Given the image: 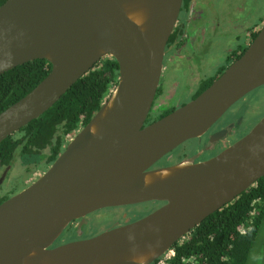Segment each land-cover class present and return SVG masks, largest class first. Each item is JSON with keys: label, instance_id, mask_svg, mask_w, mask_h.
<instances>
[{"label": "water", "instance_id": "1", "mask_svg": "<svg viewBox=\"0 0 264 264\" xmlns=\"http://www.w3.org/2000/svg\"><path fill=\"white\" fill-rule=\"evenodd\" d=\"M183 0H6L0 74L46 59L48 76L0 113V144L49 110L102 58L120 77L102 107L33 183L0 204V264H151L264 177V117L212 159L155 167L264 86V27L197 98L144 126ZM151 201L144 218L51 247L74 219Z\"/></svg>", "mask_w": 264, "mask_h": 264}, {"label": "trees", "instance_id": "2", "mask_svg": "<svg viewBox=\"0 0 264 264\" xmlns=\"http://www.w3.org/2000/svg\"><path fill=\"white\" fill-rule=\"evenodd\" d=\"M5 2L0 0V5ZM51 69L52 64L40 58L0 74V113L32 91ZM119 77L118 61L102 58L49 110L0 144V170L7 174L18 160L29 172L48 168L100 110ZM15 193H0V204ZM263 222L264 177L178 241L166 264H247Z\"/></svg>", "mask_w": 264, "mask_h": 264}, {"label": "flooded vegetation", "instance_id": "3", "mask_svg": "<svg viewBox=\"0 0 264 264\" xmlns=\"http://www.w3.org/2000/svg\"><path fill=\"white\" fill-rule=\"evenodd\" d=\"M243 10L244 6L239 5L238 0H183L178 21L165 49L160 84L144 126L160 120L197 98L205 91L200 92L207 82L212 79L214 82L218 79L234 61L244 54L264 27V14L259 22L245 21L242 17ZM220 46H223L224 56L215 62L212 55L207 58L208 54L213 53ZM221 71L222 73H220ZM263 87L256 88L234 103L210 126L208 131L200 137L190 139L178 146L163 157L155 167L205 162L236 143L264 117V107L252 106L254 103L252 98H249L255 91ZM182 95L185 100L182 99ZM177 99L182 100V103L176 104ZM18 161L25 169L21 161ZM15 163L10 168H13ZM48 168L41 171V175ZM8 175L9 172L1 174L0 193H2L3 181L8 178ZM132 205L144 206L145 213L142 217L130 220L128 215H125L123 221L98 233L90 234L94 218L102 216L105 210ZM163 205H165L164 202L151 201L96 210L85 217L72 220L51 247L86 239L101 232L133 223L160 209ZM172 248L151 264H163V261H166V264L175 255V252L174 255L171 254Z\"/></svg>", "mask_w": 264, "mask_h": 264}, {"label": "rangeland", "instance_id": "4", "mask_svg": "<svg viewBox=\"0 0 264 264\" xmlns=\"http://www.w3.org/2000/svg\"><path fill=\"white\" fill-rule=\"evenodd\" d=\"M238 3L239 5L244 6L242 17L245 21H260L264 14V0H238ZM210 55H212L214 62L217 61V59H220L221 56H224L223 46L216 48L213 53L207 55V58H209ZM250 97L252 98V101L254 103V105L252 106L260 105L261 108L264 107V87L255 91L252 95L249 96V98ZM182 99L185 100L184 95H182ZM175 103H182V100L177 99ZM41 173L42 172L39 171H26L21 167L19 161H16L15 166L10 169L8 178L3 181L4 183L2 193H11L13 191L20 192L35 179L39 178L41 176ZM1 174L2 171L0 170V178ZM144 213V206L140 205L107 209L104 211L102 216L94 218L90 234L98 233L100 231H103L104 229L109 228L111 225L119 221H123L125 215H128V218L130 220H136L142 217ZM247 264H264V222Z\"/></svg>", "mask_w": 264, "mask_h": 264}, {"label": "built area", "instance_id": "5", "mask_svg": "<svg viewBox=\"0 0 264 264\" xmlns=\"http://www.w3.org/2000/svg\"><path fill=\"white\" fill-rule=\"evenodd\" d=\"M171 254L174 255V251L173 250L171 251ZM168 257H170V256H168ZM165 262L163 261L162 263L165 264Z\"/></svg>", "mask_w": 264, "mask_h": 264}]
</instances>
